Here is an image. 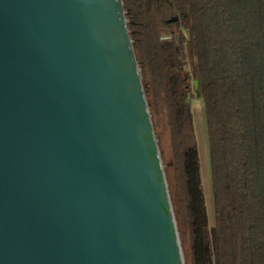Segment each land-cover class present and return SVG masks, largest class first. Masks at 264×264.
I'll return each mask as SVG.
<instances>
[{
	"label": "water",
	"instance_id": "1",
	"mask_svg": "<svg viewBox=\"0 0 264 264\" xmlns=\"http://www.w3.org/2000/svg\"><path fill=\"white\" fill-rule=\"evenodd\" d=\"M0 264H184L122 0H0Z\"/></svg>",
	"mask_w": 264,
	"mask_h": 264
},
{
	"label": "trees",
	"instance_id": "2",
	"mask_svg": "<svg viewBox=\"0 0 264 264\" xmlns=\"http://www.w3.org/2000/svg\"><path fill=\"white\" fill-rule=\"evenodd\" d=\"M122 4L184 264H264V0ZM193 89L204 106L212 224Z\"/></svg>",
	"mask_w": 264,
	"mask_h": 264
},
{
	"label": "rangeland",
	"instance_id": "3",
	"mask_svg": "<svg viewBox=\"0 0 264 264\" xmlns=\"http://www.w3.org/2000/svg\"><path fill=\"white\" fill-rule=\"evenodd\" d=\"M186 67H188L186 65ZM191 104V111L193 115V126L196 135L198 153L200 160V170L202 186L205 195V203L208 214V221L210 224L213 223V200L211 192V177H210V163L208 154V138L207 128L204 116V106L202 98L197 94L196 90L193 89V94L189 97Z\"/></svg>",
	"mask_w": 264,
	"mask_h": 264
}]
</instances>
